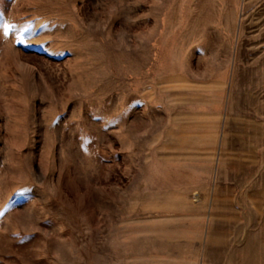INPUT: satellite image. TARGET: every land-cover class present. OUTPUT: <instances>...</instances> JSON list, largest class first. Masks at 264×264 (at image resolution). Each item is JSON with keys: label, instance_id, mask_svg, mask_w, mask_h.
<instances>
[{"label": "rangeland", "instance_id": "374dc122", "mask_svg": "<svg viewBox=\"0 0 264 264\" xmlns=\"http://www.w3.org/2000/svg\"><path fill=\"white\" fill-rule=\"evenodd\" d=\"M0 264H264V0H0Z\"/></svg>", "mask_w": 264, "mask_h": 264}, {"label": "snow or ice", "instance_id": "6c2138e0", "mask_svg": "<svg viewBox=\"0 0 264 264\" xmlns=\"http://www.w3.org/2000/svg\"><path fill=\"white\" fill-rule=\"evenodd\" d=\"M8 28H9V25L5 24V25H4L5 33L7 32Z\"/></svg>", "mask_w": 264, "mask_h": 264}]
</instances>
